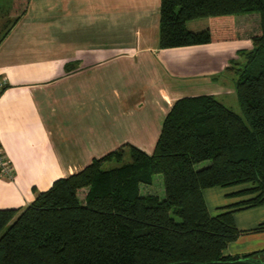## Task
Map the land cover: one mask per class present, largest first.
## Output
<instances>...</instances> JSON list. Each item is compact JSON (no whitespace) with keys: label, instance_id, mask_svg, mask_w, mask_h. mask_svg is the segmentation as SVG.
<instances>
[{"label":"trees","instance_id":"trees-1","mask_svg":"<svg viewBox=\"0 0 264 264\" xmlns=\"http://www.w3.org/2000/svg\"><path fill=\"white\" fill-rule=\"evenodd\" d=\"M247 13L259 21L236 26L234 17ZM199 18L208 20L205 29L187 28ZM237 38L252 42L235 68L239 113L213 95L182 97L165 115L151 154L120 145L54 180L25 207L0 208V264L206 263L262 253L223 250L243 233L235 209L264 204V0H160V48ZM154 174L162 175V199L140 194ZM237 185L251 196L210 215L203 190ZM249 231H264V222Z\"/></svg>","mask_w":264,"mask_h":264},{"label":"crops","instance_id":"crops-1","mask_svg":"<svg viewBox=\"0 0 264 264\" xmlns=\"http://www.w3.org/2000/svg\"><path fill=\"white\" fill-rule=\"evenodd\" d=\"M1 2L17 19L0 42V146L12 168L0 176V208L25 207L54 180L120 145L151 154L182 97L213 95L230 107L235 68L245 60L238 53L252 49L250 38L160 48V0ZM258 21L234 17L240 27ZM186 26L202 30L208 20ZM246 187L204 189L209 214L250 197L238 192ZM233 218L243 233L223 254L264 250V231H249L264 222V204L235 209Z\"/></svg>","mask_w":264,"mask_h":264},{"label":"rangeland","instance_id":"rangeland-1","mask_svg":"<svg viewBox=\"0 0 264 264\" xmlns=\"http://www.w3.org/2000/svg\"><path fill=\"white\" fill-rule=\"evenodd\" d=\"M7 10L6 7L3 5V2L0 0V34L3 33L14 21L15 18L13 17H7ZM250 16H258L257 13H248ZM196 22V21H194ZM228 105H230V109H233L235 112H240L237 100L235 95H232V97H227ZM129 159V155L125 157V161ZM209 164V160H205L202 162H199L195 165L196 169H201ZM110 165H115V163H110ZM140 194L146 195V194H155L160 199L164 197V187H163V179L161 174H154L152 176V180L150 184H140ZM83 195L82 193H79V198L82 199ZM218 198V197H217ZM220 198V197H219ZM208 205L211 211H213L214 203H216V199L214 200H208ZM221 211V209L219 210ZM174 216V215H173ZM174 218L177 220L178 218L174 216Z\"/></svg>","mask_w":264,"mask_h":264},{"label":"water","instance_id":"water-1","mask_svg":"<svg viewBox=\"0 0 264 264\" xmlns=\"http://www.w3.org/2000/svg\"><path fill=\"white\" fill-rule=\"evenodd\" d=\"M169 264H264V251L257 257H240L233 260H221V261H212L206 263L179 261Z\"/></svg>","mask_w":264,"mask_h":264},{"label":"built area","instance_id":"built-area-1","mask_svg":"<svg viewBox=\"0 0 264 264\" xmlns=\"http://www.w3.org/2000/svg\"><path fill=\"white\" fill-rule=\"evenodd\" d=\"M2 84L0 83V88ZM1 94V91H0ZM12 171L11 165L6 159V157L3 155L2 150L0 148V174L3 176H10Z\"/></svg>","mask_w":264,"mask_h":264}]
</instances>
